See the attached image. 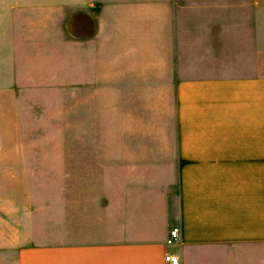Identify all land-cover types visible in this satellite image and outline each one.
<instances>
[{
	"label": "crops",
	"instance_id": "1",
	"mask_svg": "<svg viewBox=\"0 0 264 264\" xmlns=\"http://www.w3.org/2000/svg\"><path fill=\"white\" fill-rule=\"evenodd\" d=\"M83 1L96 11L94 34L76 39L89 46L84 68L90 79L125 75L116 77L125 80V113L141 116L125 129L153 130L145 160L159 180L125 185L117 218L88 206L73 225L59 223L56 238L26 240L15 263L164 264L172 251L181 264H264L257 0L232 10L226 0ZM173 228L180 237L168 247Z\"/></svg>",
	"mask_w": 264,
	"mask_h": 264
},
{
	"label": "rangeland",
	"instance_id": "2",
	"mask_svg": "<svg viewBox=\"0 0 264 264\" xmlns=\"http://www.w3.org/2000/svg\"><path fill=\"white\" fill-rule=\"evenodd\" d=\"M251 2L260 37L264 0ZM82 4L0 0V264H16L15 247L35 235L56 238L59 223L73 225L88 206L117 218L125 185L159 180L145 160L153 130L125 129L141 117L125 113V80L116 78L125 75L90 79L84 68L89 46L76 39L94 34L96 11Z\"/></svg>",
	"mask_w": 264,
	"mask_h": 264
},
{
	"label": "built area",
	"instance_id": "3",
	"mask_svg": "<svg viewBox=\"0 0 264 264\" xmlns=\"http://www.w3.org/2000/svg\"><path fill=\"white\" fill-rule=\"evenodd\" d=\"M179 237H180L179 228H173L170 231L169 236L166 240V245L168 247L174 246L179 240ZM164 264H181L179 255L172 251L166 252L164 255Z\"/></svg>",
	"mask_w": 264,
	"mask_h": 264
}]
</instances>
